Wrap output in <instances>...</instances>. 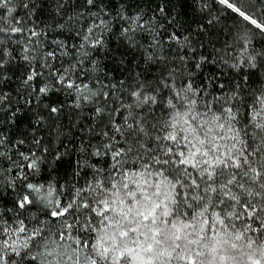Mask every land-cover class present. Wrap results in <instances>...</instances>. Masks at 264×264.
I'll return each instance as SVG.
<instances>
[{"label":"snow or ice","instance_id":"obj_1","mask_svg":"<svg viewBox=\"0 0 264 264\" xmlns=\"http://www.w3.org/2000/svg\"><path fill=\"white\" fill-rule=\"evenodd\" d=\"M0 264H264V0H0Z\"/></svg>","mask_w":264,"mask_h":264}]
</instances>
